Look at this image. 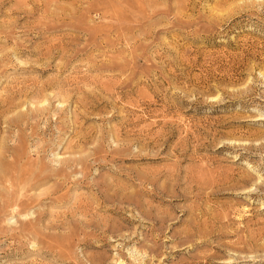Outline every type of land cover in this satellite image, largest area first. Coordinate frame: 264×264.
I'll list each match as a JSON object with an SVG mask.
<instances>
[{
  "label": "rangeland",
  "instance_id": "1",
  "mask_svg": "<svg viewBox=\"0 0 264 264\" xmlns=\"http://www.w3.org/2000/svg\"><path fill=\"white\" fill-rule=\"evenodd\" d=\"M0 195V264H264V0H0Z\"/></svg>",
  "mask_w": 264,
  "mask_h": 264
},
{
  "label": "bare ground",
  "instance_id": "2",
  "mask_svg": "<svg viewBox=\"0 0 264 264\" xmlns=\"http://www.w3.org/2000/svg\"><path fill=\"white\" fill-rule=\"evenodd\" d=\"M9 99V98H8ZM47 99V98H46ZM43 101H45V99L43 100ZM64 101V100H63ZM11 102V101H10ZM13 102V101H12ZM11 102V103H12ZM65 102V101H64ZM11 103H9V100L7 101V110H11L10 109V105H11ZM37 106V105H36ZM48 107L46 108H39V109H37V111H38V114H40V116H44V115H46V111H48ZM37 117H39V115L37 116ZM36 117V118H37ZM16 118H18V117H16ZM23 117H22V115H21V117H19L18 119H20V121L21 120H23L22 119ZM10 121H12V124L15 122V123H17L16 122V119H14V118H8ZM14 121V122H13ZM23 123L25 122V121H22ZM11 123V122H10ZM28 125V124H27ZM30 125V124H29ZM28 125V126H29ZM17 126L19 127V130H20V128H21V126L20 125H18L17 124ZM33 131V130H32ZM40 133V132H39ZM40 150V149H39ZM40 152V151H39ZM8 153H10V154H12V156H13V158H14V162L12 163V165H11V169L10 170H8L7 171V175H5V176H3L4 177V182H6L7 181V183L6 184H9V185H11V186H14V187H16L17 185H20L23 181H22V179L23 178H25L26 176H31L30 178H33L32 177V174H34V171L32 172H30V168L29 167H31L32 165V163H30V161L28 162V163H30V165L28 164V163H26V164H28L29 165V167H26V166H24V165H26V164H24V165H22L23 164V162L22 163H20V161H19V159H18V156H17V152L15 153V147H12V146H9V145H7V154ZM21 160H22V158H21ZM64 165H66V166H64L61 170H53V171H57L58 173H62V172H65V170H66V168L67 167H69L70 166V162H68L67 160H65L64 162ZM43 163H40V164H38V166L39 165H42ZM14 166V167H13ZM45 166V165H44ZM40 167V166H39ZM66 167V168H65ZM33 168V167H32ZM47 170V169H46ZM43 171H45V170H43ZM42 171V173H44ZM38 174H39V172H38ZM41 175V174H40ZM40 175L38 176L37 175V173L35 174V175H33L34 176V178H33V180H35V179H37L38 180V178L40 177ZM52 175V174H51ZM51 175H49V176H51ZM60 175V174H59ZM58 175V176H59ZM48 176V177H49ZM48 177H45V178H48ZM29 178V177H28ZM33 180H31V181H33ZM36 180V181H37ZM35 181V182H36ZM37 183V182H36ZM36 183L35 184H33V185H36ZM38 183H40V182H38ZM10 186V187H11ZM55 186L56 187H58L56 184L54 185V189H55ZM13 187V188H14ZM12 188V189H13ZM10 189V188H9ZM12 189H10V190H12ZM8 190V189H7ZM10 190H8L9 192H10ZM14 190V189H13ZM12 192V191H11ZM10 192V193H11ZM8 195V194H7ZM14 195V194H13ZM1 196V195H0ZM10 199H11V201H12V199H14V197L13 196H9L8 197V199H7V196L6 197H4V195L2 196V198H1V200L3 201V202H6L7 203V201L9 200V202H10ZM5 203V204H6ZM13 203V202H12ZM8 205V204H7ZM9 205H10V203H9ZM11 206V205H10ZM103 222H105V221H103ZM100 223V222H99ZM165 221L164 220H162V221H160V222H156V221H153V223H152V228L150 229V231L147 233V236H146V238H152L151 240H146L145 242H147V244H145V245H143V247H141V249H144L145 250V252L147 253H150L151 254V261L153 260V259H156V258H158L159 259V257H161L162 258V256H164V255H162L163 253H162V250H164V246L162 245H158V243H154L153 245H148L149 243H151L150 241H152L153 239H154V236H156V234L158 233V235H159V231L165 226ZM115 224V221L113 222V225ZM111 225V224H110ZM110 225H109V223L108 224H106V225H104L103 224V226L101 225V226H98V227H102L101 228V230L103 231L102 232V234L104 233H107L108 232V230H106L107 228H109L110 227ZM156 226H158L157 228H156ZM113 227V226H112ZM112 227H110L111 229H113ZM114 227H116V225H114ZM110 229V230H111ZM116 229V228H115ZM114 230V229H113ZM113 230L111 231V232H113ZM117 230V229H116ZM115 230V231H116ZM118 230H119V227H118ZM164 230V229H163ZM162 231V230H161ZM157 232V233H156ZM189 234H190V236L189 235H187L186 236V238L184 239V240H182L181 241V243L178 245V247H176L175 249L177 250H180L179 248L181 247V246H185L186 244H188V243H190L191 242V239H192V236L191 235H193L192 233H190L189 232ZM105 236V235H104ZM101 238V237H100ZM97 239H99V238H97ZM87 240V241H86ZM85 241V244L87 245V246H92V247H94L93 246V243H91V241H89L88 239H86ZM149 242V243H148ZM173 250V249H172ZM180 252V251H179ZM94 256V255H93ZM132 258V257H131ZM88 259V258H87ZM106 257H105V255H101V254H99L98 256H94V257H92L91 256V258H89L88 259V261H90V264H105V262H106ZM135 260V262L137 261V260H139V259H133V261ZM143 260H141V262H142ZM134 263V262H133ZM137 263H138V261H137ZM143 263V262H142ZM68 264H70V263H68ZM78 264V263H77ZM80 264H85L84 262H82V260L80 261ZM118 264H125V262L123 261V260H119V263ZM132 264V263H131ZM144 264H152L151 262H149V263H144ZM172 264H181L180 262L179 263H172Z\"/></svg>",
  "mask_w": 264,
  "mask_h": 264
}]
</instances>
